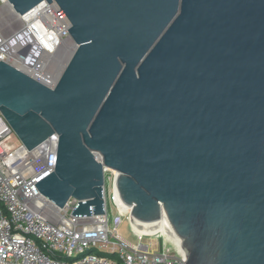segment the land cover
Segmentation results:
<instances>
[{
    "label": "water",
    "instance_id": "water-1",
    "mask_svg": "<svg viewBox=\"0 0 264 264\" xmlns=\"http://www.w3.org/2000/svg\"><path fill=\"white\" fill-rule=\"evenodd\" d=\"M7 1L56 2L74 43L52 87L0 61L19 141L58 135L38 191L102 215L105 166L131 220L163 219L186 264H264V0Z\"/></svg>",
    "mask_w": 264,
    "mask_h": 264
},
{
    "label": "built area",
    "instance_id": "built-area-1",
    "mask_svg": "<svg viewBox=\"0 0 264 264\" xmlns=\"http://www.w3.org/2000/svg\"><path fill=\"white\" fill-rule=\"evenodd\" d=\"M0 2L20 22L17 30L0 34V61L52 87L58 77L51 70L55 56L73 42L66 15L54 1H43L24 15L15 13L7 0ZM13 135L0 112V264H186L180 241L163 219L158 226L164 231L154 233L131 220V208L116 190V170L103 166L104 214L74 215L77 200L70 198L59 208L34 185L55 167L58 135L31 150L20 141L10 145ZM124 219L135 242L119 234ZM93 250L116 258L91 254Z\"/></svg>",
    "mask_w": 264,
    "mask_h": 264
},
{
    "label": "rangeland",
    "instance_id": "rangeland-1",
    "mask_svg": "<svg viewBox=\"0 0 264 264\" xmlns=\"http://www.w3.org/2000/svg\"><path fill=\"white\" fill-rule=\"evenodd\" d=\"M20 27L19 20L12 15L8 8L3 7L0 2V34L8 35L12 33L13 31L17 30ZM73 46V42L69 43L66 42L57 52L55 59L53 61V64L51 66V70L53 69L57 73V67L60 62L64 63L65 59L68 58L67 56H70L69 52V46ZM69 49V52H68ZM73 52V51H72ZM58 57V58H57ZM19 143V139L17 136H12L9 140V144L16 146ZM115 215V211L113 209L109 210V217L110 220H112L113 216ZM119 234L124 239L135 242V239L132 237L130 228L128 225V222L126 219L122 221V223L119 225ZM91 254H99L97 250H93Z\"/></svg>",
    "mask_w": 264,
    "mask_h": 264
},
{
    "label": "bare ground",
    "instance_id": "bare-ground-1",
    "mask_svg": "<svg viewBox=\"0 0 264 264\" xmlns=\"http://www.w3.org/2000/svg\"><path fill=\"white\" fill-rule=\"evenodd\" d=\"M69 49H70V52H69ZM69 49H68V52H69V54H71L72 53V51L74 50V47L72 46V45H70L69 46ZM68 58H69V56H67ZM58 58V57H57ZM68 58H66L65 59V61H64V63H62V62H60L59 64H58V67H57V73L59 74L61 71H62V69H63V67H64V65L66 64V62H67V60H68ZM169 229H170V227H169ZM141 230H145V232H151V233H154V232H160V231H164V229H162V228H160L158 225L157 226H155V227H151L150 229H146V227H144L143 229H141ZM166 230V229H165ZM171 230V229H170ZM167 232H168V230H166Z\"/></svg>",
    "mask_w": 264,
    "mask_h": 264
},
{
    "label": "trees",
    "instance_id": "trees-1",
    "mask_svg": "<svg viewBox=\"0 0 264 264\" xmlns=\"http://www.w3.org/2000/svg\"><path fill=\"white\" fill-rule=\"evenodd\" d=\"M99 255L106 256V257L112 258V259H115L116 258L115 254H108V253L101 252V253H99Z\"/></svg>",
    "mask_w": 264,
    "mask_h": 264
}]
</instances>
